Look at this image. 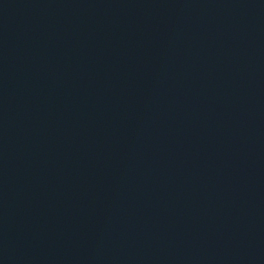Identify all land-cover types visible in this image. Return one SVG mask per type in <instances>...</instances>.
Instances as JSON below:
<instances>
[{
  "label": "water",
  "instance_id": "water-1",
  "mask_svg": "<svg viewBox=\"0 0 264 264\" xmlns=\"http://www.w3.org/2000/svg\"><path fill=\"white\" fill-rule=\"evenodd\" d=\"M0 264H264V0H0Z\"/></svg>",
  "mask_w": 264,
  "mask_h": 264
}]
</instances>
